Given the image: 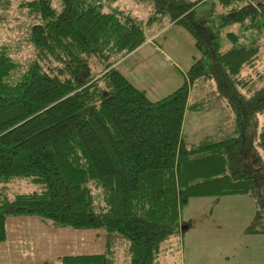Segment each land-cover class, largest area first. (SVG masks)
<instances>
[{"label": "trees", "instance_id": "trees-1", "mask_svg": "<svg viewBox=\"0 0 264 264\" xmlns=\"http://www.w3.org/2000/svg\"><path fill=\"white\" fill-rule=\"evenodd\" d=\"M110 1L0 0V28L25 29L35 49L11 82L20 64L0 46V179L41 175L49 192L0 210V242L9 217L38 215L106 232L105 252L64 264H160L190 227V199L228 194L255 200L246 232L263 234L264 0H138L145 18ZM171 23L200 57L152 101L116 65ZM216 108L217 132L186 142V112Z\"/></svg>", "mask_w": 264, "mask_h": 264}, {"label": "crops", "instance_id": "crops-1", "mask_svg": "<svg viewBox=\"0 0 264 264\" xmlns=\"http://www.w3.org/2000/svg\"><path fill=\"white\" fill-rule=\"evenodd\" d=\"M199 57L194 37L171 23L150 34L116 67L150 100L157 101L184 83L186 72ZM224 121L221 108L187 111L185 141L197 143L215 134ZM48 194L41 175L5 176L0 179V210L11 202ZM222 204L224 208L218 211ZM255 209L256 203L244 194L191 198L182 213L190 224L181 238L184 264H264V233L246 232ZM6 228L7 239L0 242V264H64V256L100 254L107 249L102 229L56 227L38 215L11 216Z\"/></svg>", "mask_w": 264, "mask_h": 264}, {"label": "rangeland", "instance_id": "rangeland-1", "mask_svg": "<svg viewBox=\"0 0 264 264\" xmlns=\"http://www.w3.org/2000/svg\"><path fill=\"white\" fill-rule=\"evenodd\" d=\"M53 1H54L53 2L54 6L58 10H60V6H59L60 0H53ZM110 4L112 6L121 9H126L129 12L132 11L134 14L138 15L141 18H145L150 13L149 6L147 5V3L138 0H111ZM15 24L16 23H12V25ZM4 45L8 46L9 54L20 64V68L16 72V74L10 77V81L15 82L17 81L20 74L24 72L26 69H28L29 62L35 56V49L32 43L27 40L26 30L23 28H19L18 26H13V27L10 26L9 28H0V46H4ZM262 56H264V50ZM246 196L255 202V200L251 196L249 195ZM222 206L223 204L218 207V211L220 210V208H224ZM255 213H256V209H255ZM182 244H183L182 239H180V248L166 252L162 256L160 264H184ZM118 247L119 250L122 251L121 252L122 254L123 249H125V245L120 244V246ZM121 258L123 259V257ZM120 264H130V262L126 260L124 257V259L120 261Z\"/></svg>", "mask_w": 264, "mask_h": 264}]
</instances>
